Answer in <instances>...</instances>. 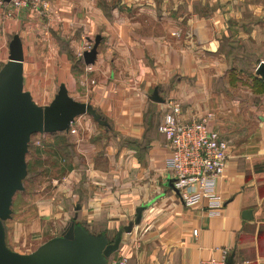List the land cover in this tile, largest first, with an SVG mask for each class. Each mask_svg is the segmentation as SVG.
I'll return each instance as SVG.
<instances>
[{
	"label": "crops",
	"instance_id": "1",
	"mask_svg": "<svg viewBox=\"0 0 264 264\" xmlns=\"http://www.w3.org/2000/svg\"><path fill=\"white\" fill-rule=\"evenodd\" d=\"M45 1V8L0 5V67L19 34L33 100L50 103L64 83L109 127L81 115L76 133L51 135L73 155L60 157L69 163V186L60 200L53 194L43 217L64 214L65 226L76 213L90 231L112 237L138 205L155 199L108 264L122 255L126 264H196L219 257L220 248L234 264H264V80L255 74L264 63V0ZM97 35L87 69L82 44ZM41 69L49 79L36 86ZM154 89L163 102L150 100ZM168 102L180 103L184 121L211 113L208 127L228 142L216 214L205 200L183 205L164 186L169 148L158 127Z\"/></svg>",
	"mask_w": 264,
	"mask_h": 264
},
{
	"label": "water",
	"instance_id": "2",
	"mask_svg": "<svg viewBox=\"0 0 264 264\" xmlns=\"http://www.w3.org/2000/svg\"><path fill=\"white\" fill-rule=\"evenodd\" d=\"M99 42L97 35L91 48L82 53L85 64L94 63ZM23 61V45L16 33L8 43V58L0 67V264H108L110 256L118 250L122 235L140 223L143 211L155 199L138 205L133 218L119 227L113 237L88 231L75 213L59 235L47 239L29 253L16 252L6 243L5 221L11 218L14 195L24 189L26 153L32 135L68 132L71 122L85 114L98 125L109 127L91 103L71 97L64 83L59 85L50 103L37 104L24 89ZM255 74L264 80L263 62L258 64ZM149 98L163 102L156 89ZM172 182L173 178L168 177L164 186L177 194ZM79 208L76 205L75 211ZM233 257L231 253L227 264H234Z\"/></svg>",
	"mask_w": 264,
	"mask_h": 264
},
{
	"label": "built area",
	"instance_id": "3",
	"mask_svg": "<svg viewBox=\"0 0 264 264\" xmlns=\"http://www.w3.org/2000/svg\"><path fill=\"white\" fill-rule=\"evenodd\" d=\"M13 8L28 7L45 8V0H8ZM5 0H0L4 5ZM174 35L178 34L173 32ZM88 49V46L84 47ZM88 65V69H90ZM181 105L168 102L162 115L158 130L164 135L169 155L165 165L169 177L173 178V186L177 189L178 199L185 206H193L206 201L210 214H216L223 206V197L215 188V181L222 176L228 157V142L221 139L218 132L208 127L212 116L206 113L190 120L180 119ZM70 132L76 133L74 121ZM196 234V231H193ZM217 258H205L196 264H227L229 250L219 249ZM127 257L122 255L112 261V264H126ZM244 264V263H239Z\"/></svg>",
	"mask_w": 264,
	"mask_h": 264
},
{
	"label": "rangeland",
	"instance_id": "4",
	"mask_svg": "<svg viewBox=\"0 0 264 264\" xmlns=\"http://www.w3.org/2000/svg\"><path fill=\"white\" fill-rule=\"evenodd\" d=\"M92 45L83 42L82 49L88 50ZM86 46L88 49L84 48ZM44 74L46 72L42 69L40 74L34 71L33 80L36 86H43L46 81L48 82L49 78L44 77ZM34 95L38 101H41L43 93L35 92ZM51 135L53 136V134L39 133L32 135L26 153L27 174L23 179L24 189L14 195L11 218L5 221L6 243L10 249L19 253H29L47 239L60 234L63 229L61 226L64 227L66 222L64 214L60 219L55 216L56 212H53V215L48 214L47 218L42 214V211L47 209L45 206L49 204L48 201L53 204L51 198L53 194L55 200H60L56 194L63 195L64 189L68 188L69 163L60 161V157L73 155L68 144L62 149L56 148L57 141L53 140Z\"/></svg>",
	"mask_w": 264,
	"mask_h": 264
},
{
	"label": "trees",
	"instance_id": "5",
	"mask_svg": "<svg viewBox=\"0 0 264 264\" xmlns=\"http://www.w3.org/2000/svg\"><path fill=\"white\" fill-rule=\"evenodd\" d=\"M30 145V144H29ZM88 231H90L84 224H82ZM90 232H92V231H90ZM92 233H94V232H92ZM98 233H105L104 231H102V232H98ZM98 233H94V234H98ZM114 236V235H113ZM112 236V237H113Z\"/></svg>",
	"mask_w": 264,
	"mask_h": 264
}]
</instances>
